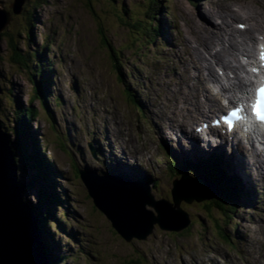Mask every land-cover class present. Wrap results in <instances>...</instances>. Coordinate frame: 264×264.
<instances>
[{
  "label": "rangeland",
  "instance_id": "rangeland-1",
  "mask_svg": "<svg viewBox=\"0 0 264 264\" xmlns=\"http://www.w3.org/2000/svg\"><path fill=\"white\" fill-rule=\"evenodd\" d=\"M13 1L0 0V4L9 9ZM45 1L41 0L43 4L38 8L33 5L39 0H27L25 5V10L32 12L35 23L31 31L34 43L26 41L25 34L30 32L26 29V14L15 16L11 31L18 30L21 34L18 39L20 51H27L29 44L33 50H38L45 56L44 78L49 77L47 87H50L46 99L53 120L47 116L48 112H44L45 116H40L39 122L33 123L32 128L41 150L46 148L43 151L51 163L48 164L49 169L59 174L57 178L62 176L56 181L55 187H60L68 195H61L60 199L65 200L64 206L56 209V222L61 223L62 227H57L56 222L47 224L52 240L49 244L55 257L59 258L58 264H247L242 250L246 253L252 247L257 252L262 243L264 251V202L259 198L250 196L248 205L242 201L243 204L240 203L237 207V213L232 211L234 216L228 214L234 218L233 225L224 229L228 237L211 230L208 218L201 210L203 206L182 203L181 208L189 215L193 225L186 232L176 235L156 226L147 240L134 239L128 243L95 208L78 174V171L90 170L99 177L114 175L112 164L115 157L119 158L118 155H121L126 162L122 155L124 153L146 178L161 181L158 191H152L155 200H159V197L172 201L173 183L179 180L180 175L177 165L167 167L164 140L154 138L155 125L159 120L153 118L151 113L157 114L156 105L159 106L161 101L155 77L172 75L166 66L167 56L172 54L173 45L180 41L182 27H185L183 14L190 11L198 18H203L213 0H170L169 9H162V15L161 12L157 13V19L161 16L158 20L162 19L163 25L167 21L166 27L162 25L167 33L164 37L147 39V44L145 39L137 41V31L126 27L120 17L121 12L118 13L114 7L117 5L121 8L125 5L134 12L128 16L137 18L136 15L145 12L142 9L146 4L145 0H116L117 4L113 6L111 0H100L98 5L94 4L105 35L119 55L117 62L121 72L117 71L116 62L102 44L103 38L88 5L89 0ZM218 1L243 4L248 0ZM253 1L249 0V3L258 7ZM180 5H185L183 9L186 8V11L180 10ZM241 24L243 23L238 25ZM238 25L235 24V27L240 29ZM0 46V85L4 91L0 94V112L5 110L6 115H9L14 111L16 100L23 106L30 104L34 98V87L29 81L26 68L11 61L12 50L9 44L1 40ZM126 88L137 96L141 102L138 106ZM33 102L35 107L42 109L38 100ZM0 120L4 119L1 117ZM9 136L11 148L16 151L18 139L15 135ZM110 139L117 147L122 148V154L118 150L105 149L106 145H115ZM92 150L96 156L92 154ZM234 169L237 171V168ZM16 172L18 183L26 185L21 192L23 202L30 203L33 207L38 206V192L29 187L32 173L21 160ZM188 177L192 178L190 175ZM118 179L132 181L124 177ZM253 190L260 196L264 193V189L258 184ZM213 205L220 214L223 213L219 205ZM198 212L204 220L202 222L199 217L201 220L195 225L193 216ZM184 214H181L183 219L186 218ZM35 226L38 233L36 221ZM236 234L248 238V247L245 242L239 241ZM37 236L40 240V236ZM233 239L237 244L232 242ZM44 255L45 253L43 258L46 264Z\"/></svg>",
  "mask_w": 264,
  "mask_h": 264
},
{
  "label": "bare ground",
  "instance_id": "bare-ground-1",
  "mask_svg": "<svg viewBox=\"0 0 264 264\" xmlns=\"http://www.w3.org/2000/svg\"><path fill=\"white\" fill-rule=\"evenodd\" d=\"M253 2L258 7L249 2H244L243 5L213 0L203 18H198L197 15L192 14L190 11L183 14L186 28L182 27L180 41L178 40L179 42L173 45L172 54L167 56V64L165 63L171 70L172 75L170 77L163 74L155 77L157 89L160 90L158 94L161 101L159 106L156 105L157 114L152 112L151 115L159 120L155 125L154 135L156 137L154 138L158 137V139L164 141H166L165 138L175 140V147L179 152L178 154L182 157L201 158L202 156L205 159L213 152H217L218 155H225V162L231 165L234 174H237L239 178L241 190L245 193L250 191L251 198H259L264 202V193L260 196L253 190L257 184L264 189L263 153H261V149L256 150L251 145L250 140L253 139V135L247 138L246 145H241V143L233 145L234 142H228L222 138L216 144H213L216 147L205 146L213 142V139L209 138L211 135L209 131H200L199 143L188 137L190 130L195 132L197 136L198 127L203 126L200 121L205 119L208 121L209 116H211L210 127L215 128V131L223 129V127L215 125V123L218 120V115L223 112L226 102L223 101L224 98L228 100L231 98L232 101H235L238 97L240 99L239 104L244 106L246 104L245 101L251 96L252 83L243 77V75L250 76V70L246 68L247 65L242 60L245 62V59H248L254 62L252 64H256L255 61L259 55V45L264 44V0H254ZM183 10L186 11V8ZM240 23L246 26L243 31L235 27V24ZM166 24L167 21L164 23L165 27ZM246 63L250 64L248 61ZM46 83L48 84V81ZM247 106L248 103L244 107ZM219 112L221 113L219 114ZM108 136L111 138L110 133ZM180 136L186 139L184 140ZM260 138L261 135L256 133L255 139ZM186 142L188 145H185ZM112 143L114 142L112 141ZM226 144L229 145L228 148ZM104 147L108 150H118V153L122 154V148L117 147L116 144ZM226 151H229V154ZM119 159L113 164L112 169L117 173L124 172L122 174L123 177L125 176L124 178L133 179V172L125 164L121 155H119ZM234 167L237 168V171ZM86 171L84 173L88 172ZM143 175H140L139 178H143ZM100 180L104 179L101 177ZM102 185L103 189L107 190L106 184L102 183ZM39 233L40 239L44 240L41 231ZM260 237L262 238V236ZM241 240L248 247V238L243 237ZM259 245L261 249H258L257 252L252 247L246 253L244 252L245 263L264 264L263 246L262 243Z\"/></svg>",
  "mask_w": 264,
  "mask_h": 264
},
{
  "label": "water",
  "instance_id": "water-1",
  "mask_svg": "<svg viewBox=\"0 0 264 264\" xmlns=\"http://www.w3.org/2000/svg\"><path fill=\"white\" fill-rule=\"evenodd\" d=\"M25 2L13 1L10 6L13 15L22 14ZM11 18L12 14L0 4V41ZM2 92L0 85V94ZM83 173H79L80 178L93 205L128 243L134 239L147 240L156 226L176 235L186 232L193 225L189 215L181 208L182 203L203 206L211 230L219 235H224L225 226L232 220L231 216L220 214L218 208L213 207V204L218 205V191L208 181L202 184L182 176L173 184L172 201H156L144 184L118 177L100 180L92 173ZM102 183L106 184L107 190L103 189ZM21 192L9 138L0 121V264H44L35 217L23 202ZM183 213L185 219L182 218Z\"/></svg>",
  "mask_w": 264,
  "mask_h": 264
},
{
  "label": "trees",
  "instance_id": "trees-1",
  "mask_svg": "<svg viewBox=\"0 0 264 264\" xmlns=\"http://www.w3.org/2000/svg\"><path fill=\"white\" fill-rule=\"evenodd\" d=\"M167 1L168 0H166L165 3L163 1L160 2V0H145L146 4L142 6V9L145 12L144 14H140L139 16L135 14L137 18L132 17L133 15L130 17L128 16L134 14V12L125 5L121 6V8H118L117 5L114 7L118 13L121 12L120 17L122 19V22L125 23L126 27L127 28L129 27V29H131L132 31L133 30L137 31L139 35L138 36L139 39H137V41L141 39H145L144 41L147 44L146 39L152 40L158 34V29L157 26L155 25V21L157 20V13L158 12L162 13V9H165L167 7ZM99 2L100 0H89L88 5L92 10L91 12L96 19V22L99 27V31L102 35L103 38L102 44L104 45L105 48L109 50L112 59L117 64L116 66L117 71L118 70L120 71L121 70L120 64L117 62L119 55H117V52L112 48L111 44L107 39V36L105 35V31H104L105 29L103 28V24L100 20L101 19L100 16L96 15L98 13H96L95 5H98ZM111 2H112L111 3L112 6L114 4H117L116 0H111ZM161 3H163L164 7ZM42 4L43 3L41 2V0H39V2L35 3L33 6L34 8H38ZM6 10H8L12 14V18L9 26L2 33L1 40H5L9 44L10 49L12 50L11 61L22 68H26V72L27 74H29L28 75L29 81L34 87V95H33L34 98L27 106H23L18 100H16L14 111L11 112L9 115L8 114L6 115L5 110H1L0 118L2 117L4 120L3 121L0 120V121L4 128V131L8 132L7 135L10 142V148L12 145V141L9 134L15 135L16 138L18 139L16 151L13 150V148H11V151L13 152V156H14V165L17 166V164H19V160H21L24 163L25 167L29 169V171L32 173V178L30 183L31 186L29 187L30 188L33 187L37 190L39 204L36 207H33L30 203L29 204L31 208H33L34 210L36 209L35 221L37 224V228L39 229V231H41L42 233L41 235L44 237V240L41 238L42 239L41 244L44 247V252H45L44 257L46 264H58L59 260L57 259L59 258H57V256L55 257L53 253V249L49 244V241L51 243L52 240H50L49 237L50 232L47 229L48 227L47 224L50 222L51 223L56 222V209H57L56 207L58 206L59 208H62L64 204L62 202L63 200L61 201L60 199L61 194L59 192V188L55 187L56 186L55 184L57 183L55 182V179H53L55 177L57 178V174L48 168V164H50L49 158L45 157V154H43L44 152H42L41 148L39 147V142L35 138V135H33L35 134L34 128H32V124L39 122L38 120L40 119V116H42L46 111L48 112L47 116L50 119H52L51 116H49L50 112L48 110L47 99H46L48 96L47 90H49V87H47L48 84L46 82L49 81V77H46V79L44 78V74L46 72L43 64L45 56L42 52L38 50H33L31 45L29 46V44H27V51L19 50L18 39L20 38L21 34L18 33V30L15 31L17 32L16 34L14 31L13 32L11 31V27L13 26L12 22L15 18V15H13L12 10L10 8L9 9L7 8ZM23 13L27 15L26 29L30 31L29 33L25 34L26 41H29L30 43H34L33 38L31 36L32 35L31 31L35 27V23L32 17V12L29 10L26 11L24 8ZM100 29L103 30L104 32H102ZM26 41L24 42L26 43ZM35 100H38L40 104L41 103L43 104V105L41 104L42 106L41 110L40 108L34 106L33 101ZM2 109L4 108L2 107ZM30 148H32V150ZM44 149L46 148L44 147ZM184 165L185 164H183V167H185ZM202 174L205 175L206 178L209 179V181L215 185V188L218 191V198L216 202L220 206L219 209L223 211L222 214L227 216V214L232 213L233 211L232 205L236 201H238L239 198L238 192L236 191L235 182L232 179L225 177V175L219 172L218 170H217V174L209 173V172ZM18 185L22 187L23 190H25L26 185H23L20 182L18 183ZM160 185L161 182L159 183L157 181L154 188H160ZM59 203H61V205ZM46 208L49 210L47 211ZM203 209L204 207L201 208V210ZM199 213L200 212H198L196 215L193 216L194 218L193 224L195 225L198 224L199 221L202 219ZM203 220L204 219H202L201 221L203 222ZM56 223H57V227L58 226L60 228L62 227L61 223L59 224L58 222Z\"/></svg>",
  "mask_w": 264,
  "mask_h": 264
},
{
  "label": "snow or ice",
  "instance_id": "snow-or-ice-1",
  "mask_svg": "<svg viewBox=\"0 0 264 264\" xmlns=\"http://www.w3.org/2000/svg\"><path fill=\"white\" fill-rule=\"evenodd\" d=\"M238 27L242 29L244 26L238 25ZM258 60L259 67H252L250 69L253 74H259L260 69L264 68V44L259 45ZM250 107L255 123L264 129V80H262L259 86L255 89V99L251 103ZM243 111V106H237L232 108L230 113H228V116L232 121L239 122L246 119V117L242 115Z\"/></svg>",
  "mask_w": 264,
  "mask_h": 264
}]
</instances>
